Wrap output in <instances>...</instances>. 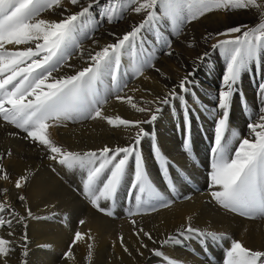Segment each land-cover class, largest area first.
Returning a JSON list of instances; mask_svg holds the SVG:
<instances>
[{
  "label": "snow or ice",
  "instance_id": "obj_1",
  "mask_svg": "<svg viewBox=\"0 0 264 264\" xmlns=\"http://www.w3.org/2000/svg\"><path fill=\"white\" fill-rule=\"evenodd\" d=\"M75 9V10H74ZM239 10H255L260 21L255 26L237 25L219 32H209L203 39L212 40L210 47L218 50L225 59V70L216 103L208 113L214 121V141L210 149L211 171L209 173L208 196L220 209L246 219L264 218V0H0V121L23 133V139L54 164L69 172L79 174V187L73 188L97 213L112 217L114 211L102 206L103 202H117L120 190L127 185V196L133 201L128 210L132 236L136 238L135 255L144 257L145 251L161 258L162 264H179L162 251L166 245H181L194 237L204 241L209 238L220 242L224 234L203 232L192 225V217L176 229L174 235L157 240L151 232L137 227L131 217L156 213L169 209L176 198L191 200L177 189L170 168L171 162L162 153L152 134V156L159 168L166 191H161L151 180L141 151L142 140L150 134L143 125L153 124L161 112V105L179 101L182 110L183 149L191 152V127L194 108L186 99L191 91L189 79L193 72L180 78L171 87L165 85L163 94L153 95L150 89H143L152 99L138 104L132 95L122 94L128 88L130 79L148 81L146 73L153 70L163 79H169L155 63V52L145 43V31L154 33L155 44L163 55L173 56V43L166 39L163 28L171 25L173 34L179 35L186 25L200 20L214 11L225 14ZM54 13L57 19L46 14ZM135 13L141 21L122 36L109 33L115 42L99 46V50L87 51L84 42L91 40L99 45L95 34L104 23L113 24L124 19L126 14ZM189 48L194 47L188 43ZM87 66L76 69L68 62L77 57ZM209 53L205 51L193 61L204 63ZM125 59L129 64H125ZM255 65L253 69L252 66ZM72 68L73 74L55 76L60 69ZM131 70L130 79H125ZM253 71L260 76L258 114L247 127L254 140L239 138L233 150L226 139L229 130L230 112L234 95L238 91L243 73ZM133 92L140 89H131ZM183 93L184 95H181ZM194 102L201 111H207L199 97L192 92ZM129 105L135 112L143 114L139 119L107 116L103 105L110 99ZM175 107V105H173ZM247 111V106L244 105ZM87 120H101L113 129H123L129 133L131 141L123 146L105 144L96 150L70 151L52 139L49 129L66 126L67 122L78 123ZM18 135V133H9ZM11 151L7 156L11 157ZM4 157L0 155V160ZM130 161L134 162L130 173ZM55 172L56 168L53 167ZM35 172L26 169L11 180L4 165L0 164V180L14 183L20 193L26 188ZM130 177V178H129ZM8 189L2 190L4 199L0 202V264H10L12 254L20 250V264H27L29 255L28 220H40L33 216L30 207H25L26 215L16 211L8 199ZM22 205L27 197L18 194ZM54 206V205H53ZM55 215V213H53ZM83 225L85 222L80 220ZM23 231L17 234L16 226ZM94 237L91 233L76 231L68 251L67 260H73L72 247L83 241L87 247V259L93 255ZM123 253L133 257V251L126 244L123 235L118 236ZM159 243L160 248L149 247ZM224 264H264V250H253L241 242L233 240L226 251Z\"/></svg>",
  "mask_w": 264,
  "mask_h": 264
},
{
  "label": "bare ground",
  "instance_id": "obj_2",
  "mask_svg": "<svg viewBox=\"0 0 264 264\" xmlns=\"http://www.w3.org/2000/svg\"><path fill=\"white\" fill-rule=\"evenodd\" d=\"M221 12L222 14L218 17L229 22L232 15L237 14V12L228 14ZM46 15L51 19L58 18L54 13ZM141 18L135 13H129L117 23H104L95 34V38L99 40V45L94 46L91 40L84 42L85 56H87L89 49L96 51L99 50V46L115 42V38L109 35L110 32L122 36L126 31L131 30L134 24H138ZM259 21L260 19L257 20L256 24ZM168 26L171 28V25ZM216 30L217 25L213 24L209 32L215 33ZM162 31L165 38L168 39L164 29ZM143 35L146 37L145 43L155 52L156 66L162 68V71L169 78H172V75H175L177 64H170V62L176 58V51L172 49L174 55L171 57L163 55L160 46L154 43L156 40L154 33L145 32ZM205 35L206 33L196 39V41L201 42L204 48L199 50L197 49L198 43L192 42L194 47L189 48L187 46L186 54L188 56L196 57V55H201L208 48H211L210 45L214 41L205 42L203 39ZM208 53L207 58L210 61L212 59L219 67L225 68V62L210 52ZM220 58L223 59V56L220 55ZM190 62L192 63V58ZM68 63L75 65L76 69L87 66L83 60L79 59V54ZM129 63V60L125 59V64ZM73 71L72 68L64 67L54 75L58 77L64 74H73ZM146 74L151 77L148 81L143 80L142 77L130 79L131 70L129 68V75L125 78L130 79V82L125 93L122 94L134 96L135 102L138 104L142 103V99L143 101L152 99V96H149L143 89H150L153 95L159 94L157 79H162V77L158 73L159 76H157L153 70H148ZM200 87L202 91L211 93L208 101L210 108L207 111L198 110V112L193 113L191 152H185L183 149L184 133L179 101L163 105L164 115L159 113L157 121L153 124L143 125L150 135L146 136L144 146L141 145L148 173L157 188L166 191V185L151 154L152 134H154L155 142L162 153L171 162L170 171L180 197L190 195L192 199L185 201L182 198H177L176 203L169 209H161L156 213L131 217V219L137 221V227H143L151 232L153 237L159 241L168 235H174L176 229L186 222L188 216H191V223L194 227L203 232L224 234L225 238L220 242H213L209 238L202 243L201 240L194 237L185 240L181 245H166L162 251L179 264H224L226 251L230 248L233 240L239 241L245 247L253 250H264V218L241 219L239 216L235 217L220 209L208 196L209 184H207L205 173L199 172V164L206 163L208 151L205 148L204 138L211 140L214 129V121L208 113L216 103L220 84L216 83L209 87L200 85ZM131 89H140V91L133 92ZM238 98H242V95ZM242 105L244 104H239V106ZM189 106L193 107L196 104L191 103ZM167 108L170 112L167 111ZM231 109L236 108L232 107ZM103 111L107 116L115 117L118 115L130 120L143 117V114L135 112L129 105L120 103L114 98L103 105ZM244 111L241 109L240 112L230 115L226 139L230 141V147L233 150L235 149L234 146L238 145L239 138L255 139L247 125L250 122L249 115L255 119L258 111L252 108V112L248 113L247 116ZM0 125H3V121H0ZM49 132L57 145L81 153L99 149L105 144L114 147L131 142L128 139L129 133L127 131L122 128L113 129L101 120L67 122L66 126L51 128ZM233 132L237 133L239 138L233 136ZM9 133H18V135L13 136ZM23 135V133H19L18 129L10 125L0 126V155L4 157L3 160H0V164L5 166L13 182L26 169H31L36 174L30 178L22 193L14 188V183L0 180V202L4 199L2 190L7 188L9 190L8 199L17 212L26 215L24 209L30 207L33 216L43 217L40 220H28L29 255L26 258L27 264H95L87 259L88 250L83 241L72 247L73 260L65 258L64 254L68 251L76 231L90 232L95 238L94 241L89 242L93 243V255L94 253L98 255L100 264H162L161 258L152 256L148 251H145L144 257L135 255L136 238L131 234L132 225L129 223L130 218L127 215L128 210L133 207V201L127 196V185L121 188L114 206L111 202H101L102 206L114 211L112 217L97 213L86 200L73 191V188L79 187V174L69 172L60 165L49 161L43 152L36 149L28 140L23 139ZM8 151H11V157L7 156ZM133 164L134 162L130 161V173L133 170ZM53 167L56 168L55 172L52 171ZM18 194L26 195V205H22L18 200ZM80 220L85 223L81 225ZM16 231L19 235L23 229L17 225ZM0 235H6V233L0 230ZM120 235L124 236L125 242L133 251L135 259L123 253L119 246L118 236ZM145 242L149 244V247L160 248L159 243L152 245L150 241L145 240ZM19 252L20 250L17 249V252L12 254L10 264H20L21 259H25L19 255Z\"/></svg>",
  "mask_w": 264,
  "mask_h": 264
},
{
  "label": "rangeland",
  "instance_id": "obj_3",
  "mask_svg": "<svg viewBox=\"0 0 264 264\" xmlns=\"http://www.w3.org/2000/svg\"><path fill=\"white\" fill-rule=\"evenodd\" d=\"M221 11H214L212 13L207 14L205 17H202L200 20L193 22L190 25H186V28L181 32L179 35L173 34V30L169 28V26L163 28L164 31L168 35V39L172 40L173 43V50L176 51V58L170 62V64H177V67H175V75H172V78L169 79H157V85L159 86V94H163V92L166 90L165 85L168 87L173 86L174 84L178 83L179 79L184 77L187 73L193 72L194 74L189 77V79L192 81V84H190L191 91L187 94L186 99L188 100V103H194V98L192 96V92H195V94L199 97L200 101L203 105L207 106V109L210 108L209 105V98L211 97V93L208 91H202L200 85H205L207 87L213 86L216 83H219L221 86L222 76L224 73L225 68L219 67L215 62L211 61L206 58V62L201 63L197 62L195 65L193 64V61L196 59V57L188 56L186 54L187 45L188 43L197 42V49L202 50L204 46L201 44L200 41H196L200 37V35L204 33H209V29L213 26V24L217 25V32L223 31L228 27L231 26H237V25H248V26H255L258 19H260L258 13L255 10H239L237 14L232 15V18L230 19V22L227 20H222L219 15H221ZM147 32V31H145ZM144 32V33H145ZM206 48V47H205ZM207 52H210L212 55H215L218 57L221 61L225 62V59L223 57L220 58L219 51H215L212 48H208ZM192 58V63L190 62V59ZM262 60H264V57H262ZM226 63V62H225ZM255 66V65H253ZM254 69V68H253ZM161 70H163L161 68ZM157 75V73H156ZM159 76V75H157ZM126 79V78H125ZM260 76L254 75L253 71H249L242 74L241 82L238 85V91L234 95L233 98V104L232 107L236 109H231L230 115L232 116L235 113L240 112L241 109L245 110L244 105L247 106V111H244V114L247 116L248 113L252 112V108L258 111V108L260 106V98L257 94L258 92V84L260 83ZM181 95H184L181 93ZM242 95V98H238V96ZM146 99L145 101H147ZM239 104H244L242 106H239ZM174 107V106H173ZM175 108V107H174ZM191 108H196L194 113L198 112L200 109V106L196 104V106H193ZM161 115L163 114V105H161ZM167 111L170 112V110L167 108ZM180 111L181 108H180ZM248 120V119H247ZM147 131V129H145ZM146 137L142 140L141 145L144 146ZM214 139V129L211 134V140ZM205 140V148L208 151L206 163L199 164V172H204L207 179V184H209V173L211 171V153L210 149L212 147L213 141L211 140ZM239 144V142H238ZM238 146V145H237ZM234 146V147H237ZM233 147V148H234ZM199 163V162H198ZM209 165V166H208ZM208 166V167H207ZM204 169V170H203ZM203 170V171H202ZM188 179V178H186ZM177 199V198H176ZM88 203V202H87ZM129 203V202H128ZM231 214V213H230ZM233 216H237L235 214H231ZM238 217V216H237ZM239 218H243L240 217ZM246 219V218H243ZM91 262L95 264H100L99 257L94 253Z\"/></svg>",
  "mask_w": 264,
  "mask_h": 264
}]
</instances>
